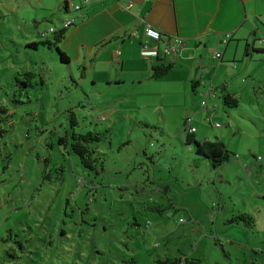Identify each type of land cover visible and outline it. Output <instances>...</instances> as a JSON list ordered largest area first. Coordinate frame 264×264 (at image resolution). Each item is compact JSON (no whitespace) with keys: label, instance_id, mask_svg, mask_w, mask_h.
Listing matches in <instances>:
<instances>
[{"label":"rangeland","instance_id":"1","mask_svg":"<svg viewBox=\"0 0 264 264\" xmlns=\"http://www.w3.org/2000/svg\"><path fill=\"white\" fill-rule=\"evenodd\" d=\"M61 4L0 0V264H264V59L230 67L208 56L196 95L114 62L109 77L123 84L110 87L102 61L87 76L55 50L27 47L71 17ZM25 71L32 89L16 84ZM224 85L239 106L219 99L210 126L200 102L211 107L207 88ZM70 111L75 133L104 134L98 175L58 143ZM187 117L198 142L222 140L233 155L223 169L185 144ZM241 214L253 228L229 224Z\"/></svg>","mask_w":264,"mask_h":264},{"label":"crops","instance_id":"2","mask_svg":"<svg viewBox=\"0 0 264 264\" xmlns=\"http://www.w3.org/2000/svg\"><path fill=\"white\" fill-rule=\"evenodd\" d=\"M59 1L63 3L65 0ZM88 1L83 18L78 19L59 47L70 62L86 68L87 76L94 75L97 63L102 61L108 78L106 84L110 87L123 84L119 75L113 79L109 77L114 62L120 66L121 72L125 66H132L136 76L142 74L146 76L143 80H150L151 61L140 56L145 25L158 30L164 38L184 40L186 47L176 57L175 67L166 77L167 83L181 84L184 90L191 89L192 82H199L196 91L206 89L210 74L206 64L208 56L213 63L220 65L226 61L230 67L236 66L241 56L245 60L264 59V0ZM133 31H137L139 37L133 38ZM227 34L231 37L224 44ZM246 49L251 57H245ZM214 52L220 54L219 61L213 59ZM260 55L263 57L259 58ZM135 80L137 85L143 82ZM92 82L96 81L92 79ZM219 90L207 88V98L214 102L209 107L206 101V107L201 108L206 114L218 108ZM191 127L195 129L197 141L198 132L193 119Z\"/></svg>","mask_w":264,"mask_h":264},{"label":"trees","instance_id":"3","mask_svg":"<svg viewBox=\"0 0 264 264\" xmlns=\"http://www.w3.org/2000/svg\"><path fill=\"white\" fill-rule=\"evenodd\" d=\"M73 2L80 3L77 0H70V1L65 0L61 4V8H60L61 12L68 13L70 10H72L70 9L69 5ZM72 11H73L72 14H75V16L76 14H78V12H75L74 10ZM84 11H85V8H82L80 13L82 12L84 13ZM82 18H83V15H82ZM43 19H46V18L44 17ZM71 28L64 29L61 26L60 29H55V30L52 29L53 32H47L42 35V38H44L43 41L39 43L28 44L27 47L33 50H36L37 47L40 45V46L47 47L49 50H55L59 57V62L61 64L69 66L70 61L68 57L59 50L58 46L64 40V38L66 37L67 33L69 32ZM252 53H255V51H253ZM251 55L252 54H249L246 49L245 57H251ZM150 61H151L150 76H149L150 80L165 79L175 67L174 60H169L164 57H157ZM84 68L85 67H81L80 70L85 71ZM22 76L24 77V82H20L17 80L16 84L18 86H20L23 89H27V88L32 89L36 86V83L34 82V78H35L34 73H32L31 71H25L22 73ZM198 85H199V82H192L191 89H192L193 95L197 94L196 89ZM219 91H220V99L223 102V105L225 108H228V109L238 108L239 99L235 95V93L231 91H227L225 86L220 88ZM202 102L206 103V99L203 100ZM205 107L201 106V108H205ZM210 113L213 114V119H214L215 118L214 109L212 111L210 110L207 113V117L210 116ZM185 120H184V124H185ZM77 124H78L77 119L74 113L70 111V131L67 133L65 137L60 138L58 143L59 145L64 146L65 148L69 149L72 155L78 157L80 161L81 169L83 171L94 174V175H98L99 172H103L104 170V164L97 152L98 145L101 143L102 139L104 138L103 137L104 134L100 132H87L84 134H77L73 131L74 128L77 127ZM184 141L187 146H192V149L196 156L203 158L208 162L210 168L214 172H217L218 170L223 169L229 163L231 157H233V155L226 149L223 141L219 139H216L214 142L205 141L203 143H200L195 140L194 133L190 134L186 131V129H184ZM239 222L249 224L247 225V228L249 229L253 228L255 224L254 218L251 215H247V214H241L236 217H232L229 220V224L239 225L238 224ZM184 263L185 264H198L199 262L195 260L185 259ZM159 264H166V262L165 263L159 262ZM167 264H178V261L167 260ZM245 264H255V261L251 263H245Z\"/></svg>","mask_w":264,"mask_h":264},{"label":"built area","instance_id":"4","mask_svg":"<svg viewBox=\"0 0 264 264\" xmlns=\"http://www.w3.org/2000/svg\"><path fill=\"white\" fill-rule=\"evenodd\" d=\"M78 2H73L69 5L70 9L74 10L75 12H78L76 16L69 17L67 20L63 21L62 28H71L76 25L78 19L82 18V13L80 11L82 8H85V6L89 5L88 0H77ZM49 32H53L52 29H50ZM131 36L133 38L139 37V34L137 31H133L131 33ZM142 36L144 38L143 44L140 46V56L144 59L147 60H152L157 57H164L169 60H175L178 55H180L183 51V49L186 47V44L184 40L180 38H164L162 34L152 28L150 25H145L143 29ZM231 35L227 34L225 36V39L223 40V43L226 44L228 40L230 39ZM118 54V53H117ZM213 59L215 61H219L221 56L219 53L214 52L213 54ZM209 95V93L207 94ZM206 103L201 102V106L205 107ZM99 120H102V117H98ZM212 119H213V114L210 113V116L207 117V121L212 125ZM192 123V118L187 117L185 120V126H186V131L190 134H193L195 132V129L191 127ZM215 128H219L220 126L218 124L214 125Z\"/></svg>","mask_w":264,"mask_h":264}]
</instances>
